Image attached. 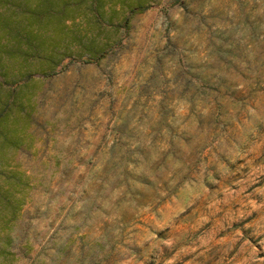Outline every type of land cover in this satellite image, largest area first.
I'll use <instances>...</instances> for the list:
<instances>
[{"label":"rangeland","instance_id":"rangeland-1","mask_svg":"<svg viewBox=\"0 0 264 264\" xmlns=\"http://www.w3.org/2000/svg\"><path fill=\"white\" fill-rule=\"evenodd\" d=\"M131 1L41 23L66 55L5 82L27 19L0 0V264L6 234L11 264H264V0Z\"/></svg>","mask_w":264,"mask_h":264},{"label":"trees","instance_id":"trees-1","mask_svg":"<svg viewBox=\"0 0 264 264\" xmlns=\"http://www.w3.org/2000/svg\"><path fill=\"white\" fill-rule=\"evenodd\" d=\"M14 1L24 7L21 12L22 18L20 20L22 21L26 15L27 23L24 24L23 27V30H26V33L21 34V30L18 28L13 37L15 45L13 44L12 48L9 49H3V78L5 82L24 81L31 78L34 73L44 75L51 74L54 72L56 64L61 61V58H58L57 61H55L54 58L66 55L65 52L58 53L53 50L49 51L46 47L41 50V47L45 46V40H42L41 37L47 38L43 34H40L42 33V29H39L41 23L44 22L45 25H48L50 22L55 23L56 19L58 20V23L66 22L75 6H77L79 16L82 15V13L86 16L91 14L92 18L96 21L100 18H104V12L101 10L103 0H39L35 4L29 0V5L22 4L21 0H19V2L17 0ZM144 3L145 0H133L130 2L129 6L134 10L136 8H142ZM36 23H38V27L35 32L31 26ZM17 24L20 26L21 22H17ZM4 26H8L9 30L10 27L15 28L14 25L9 24L8 22L5 23ZM27 27L29 28L26 29ZM56 39L57 42H60L58 37ZM56 39L53 38L55 41ZM22 43L27 44L26 49L25 47L22 48ZM95 52L93 51V54ZM11 58H15L16 60L22 58V66L12 70L5 67V61ZM36 61H43L46 65H42L38 68L39 65L36 64ZM14 103L15 98L10 101L9 98L5 97V100L3 101V97H0V113L3 110V145H14L16 143L14 139L15 132L6 123V117L11 114ZM12 180L13 174H11L7 167L3 166V171H0V204L3 207V211H6V216H8V214L13 216L20 206L18 202L15 203V193H17V191L16 187H13ZM6 223H3V231ZM3 238V255L6 257V255L9 254V251H5V246L9 244L10 236L6 234L3 235ZM5 257L3 259V264H11L7 262Z\"/></svg>","mask_w":264,"mask_h":264}]
</instances>
